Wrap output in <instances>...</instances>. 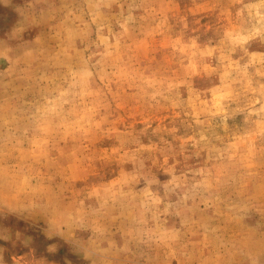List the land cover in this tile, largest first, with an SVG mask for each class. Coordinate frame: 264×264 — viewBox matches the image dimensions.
<instances>
[{"label": "rangeland", "instance_id": "374dc122", "mask_svg": "<svg viewBox=\"0 0 264 264\" xmlns=\"http://www.w3.org/2000/svg\"><path fill=\"white\" fill-rule=\"evenodd\" d=\"M0 264H264V0H0Z\"/></svg>", "mask_w": 264, "mask_h": 264}]
</instances>
